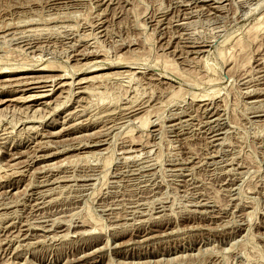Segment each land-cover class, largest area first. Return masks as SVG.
I'll return each mask as SVG.
<instances>
[{
    "label": "rangeland",
    "instance_id": "1",
    "mask_svg": "<svg viewBox=\"0 0 264 264\" xmlns=\"http://www.w3.org/2000/svg\"><path fill=\"white\" fill-rule=\"evenodd\" d=\"M0 264H264V0H0Z\"/></svg>",
    "mask_w": 264,
    "mask_h": 264
},
{
    "label": "bare ground",
    "instance_id": "2",
    "mask_svg": "<svg viewBox=\"0 0 264 264\" xmlns=\"http://www.w3.org/2000/svg\"><path fill=\"white\" fill-rule=\"evenodd\" d=\"M259 29H260V28H259ZM24 35H25V34H24ZM80 55H81V54H80ZM142 59H143V58H142ZM13 64H14V63H13ZM86 69H88V68L86 67ZM28 73H31V71H21V72L19 71V72H15V73H14V72H13V73H8L7 76H10V75H24V74H28ZM71 73H72V72H71ZM73 74H74V73H73ZM61 77H62V76H61ZM131 78H132V77H131ZM135 78H136V77H135ZM34 80H35V79H34ZM18 83H19V82H18ZM51 83H52V82H51ZM32 85H37V83H31V82H30V83H26V86H28V87H30V86H32ZM43 86H44V85H43ZM38 88H42V89H43L44 87L41 86V87H38ZM38 88H37V87H34L33 89H32V88H31V89H32V90H37ZM31 89H30V90H31ZM68 90H69V89H68ZM29 97H30V96H29ZM39 98H43V96H42V97H39ZM26 100H27V98H26ZM57 108H58V107H57ZM189 118H190V117H189ZM139 120H140V119H139ZM142 121H143V120H142ZM213 125H214V124H213ZM98 145H99V144H98ZM130 149H131V148H130ZM64 150H65V149H64ZM54 153H55V152H54ZM49 156H50V155H49ZM14 157H15V156H14ZM125 158H126V157H125ZM85 159H86V158H85ZM77 163H78V162H77ZM4 174H5V173H4ZM17 176H18V175H17ZM5 177H6V176H5ZM55 177H56V176H55ZM67 178H68V177H67ZM67 178H66V179H67ZM87 181H88V180H87ZM55 182H56V181H55ZM51 183H52V182H51ZM38 186H39V185H38ZM44 200H45V199H44ZM72 222H73V221H72ZM80 226H81V225H80ZM34 230H35V229H34ZM145 234H146V233H145ZM89 235H90V234H89ZM91 235H92V234H91ZM91 235H90V236H91ZM94 235H95V234H94ZM96 235H97V234H96ZM96 235H95V236H96ZM88 237H89V236H88ZM83 239H84V238H83ZM87 241H88V240H87ZM87 241H86V242H87ZM93 241H94V240H93ZM97 249H98V248H97ZM97 251H98V250H97Z\"/></svg>",
    "mask_w": 264,
    "mask_h": 264
}]
</instances>
